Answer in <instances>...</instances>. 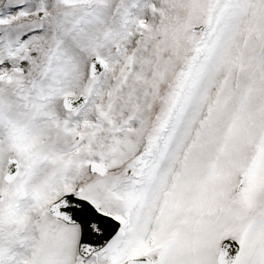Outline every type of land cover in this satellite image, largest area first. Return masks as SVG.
Wrapping results in <instances>:
<instances>
[{
    "label": "snow or ice",
    "instance_id": "obj_1",
    "mask_svg": "<svg viewBox=\"0 0 264 264\" xmlns=\"http://www.w3.org/2000/svg\"><path fill=\"white\" fill-rule=\"evenodd\" d=\"M0 264H264V0H0Z\"/></svg>",
    "mask_w": 264,
    "mask_h": 264
}]
</instances>
